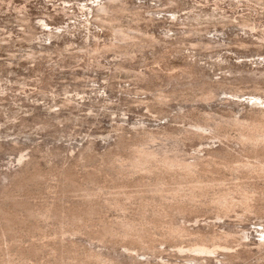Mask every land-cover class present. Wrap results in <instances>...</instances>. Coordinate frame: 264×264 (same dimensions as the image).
I'll return each mask as SVG.
<instances>
[{"label":"rangeland","instance_id":"rangeland-1","mask_svg":"<svg viewBox=\"0 0 264 264\" xmlns=\"http://www.w3.org/2000/svg\"><path fill=\"white\" fill-rule=\"evenodd\" d=\"M117 1L0 0V264H264V0Z\"/></svg>","mask_w":264,"mask_h":264},{"label":"bare ground","instance_id":"bare-ground-1","mask_svg":"<svg viewBox=\"0 0 264 264\" xmlns=\"http://www.w3.org/2000/svg\"><path fill=\"white\" fill-rule=\"evenodd\" d=\"M106 1H108V3H111V2H114V0H106ZM119 2H121L120 0H118ZM117 1V2H118ZM250 1H252V0H250ZM253 1H255V2H260L261 0H253ZM115 2H116V0H115ZM262 2V4H264V2L263 1H261ZM107 3V4H108ZM107 4H105L106 6H107ZM104 6V5H103ZM106 6H104L103 7V9L105 8H107ZM111 6V5H110ZM107 9H109V5H108V8ZM106 9V10H107ZM109 10H107V12H108ZM263 13V12H262ZM232 19V18H231ZM237 19H238V17H237ZM228 21V20H227ZM228 22H231L230 21V19H229V21ZM238 25H241V26H243V28H244V26H246V27H248L250 30H253L254 28H256L257 27V25H256V23L255 22H250L249 21V19H247V18H239V20H238V22H236ZM224 24V23H223ZM226 24H228V23H226ZM231 24V23H230ZM234 25V24H233ZM260 26V25H259ZM206 26H204V27H200V28H189V29H187L186 30V34H187V36H189V37H196V36H198L200 39H199V41H198V44H199V47H201V48H205L206 50H208V48L209 49H212V47H221L223 44L222 43H220L219 41H215V39L213 40V39H209L208 37H204V35H203V31H206V33H207V27L205 28ZM203 32V33H202ZM246 40V39H245ZM245 40H240V42H239V45H241V46H246V44H247V46H248V44H249V42H245ZM262 44V43H261ZM223 46H225V45H223ZM222 46V47H223ZM259 46H260V44H259ZM262 46V45H261ZM204 49V50H205ZM207 97V96H206ZM261 108H259V110H260ZM258 110V111H259ZM257 114V113H256ZM259 115V116H258ZM258 115H255L256 117L258 116V117H260V119L259 118H257V119H255V120H253V121H251V122H249V121H247V123L246 122H244L243 120H239V118H236V119H233V120H231L230 122H232L231 124H233L234 123V125H236V124H238V125H236V126H238V127H242L243 129H244V131H245V133H243V135L244 136H242L243 138L245 137V142H247L248 141V143H250V144H252L254 147H258L259 146V144L260 143H262V142H264V109L262 108V110H260L259 112H258ZM255 117V118H256ZM254 118V117H253ZM242 129V130H243ZM247 143V144H248ZM262 146H264V144L262 145ZM157 152L156 151H150V152H148L147 154H146V158L147 159H149L148 158V156H152L153 158H150L149 160H153V159H159L160 157H157ZM195 158H197V157H195ZM161 159V161L164 163V164H166V165H168V166H177V167H180V168H182L183 170H185V171H190V170H192V169H194L195 168V166L197 165V161H187V160H185V159H183V158H171V157H168L167 155L166 156H163L162 158H160ZM195 160H197V159H195ZM199 161V160H198ZM143 162V161H142ZM141 162V163H142ZM145 162H146V160H145ZM249 164H250V166H249ZM248 167H249V169L250 168H258V167H264V163H262V162H258V163H255V164H251V163H248V164H246ZM246 165H243V166H246ZM246 166V167H247ZM138 167V166H137ZM140 167V166H139ZM260 168L258 169V170H260ZM263 169V168H262ZM261 169V170H262ZM251 170V169H250ZM252 171V170H251ZM253 171H257V170H253ZM263 237H264V232H263ZM196 250L197 251H206V252H212V250H210V249H208V248H205V247H197L196 248Z\"/></svg>","mask_w":264,"mask_h":264}]
</instances>
